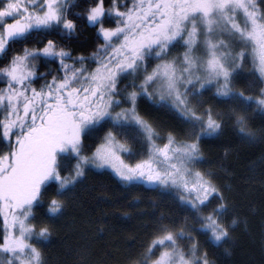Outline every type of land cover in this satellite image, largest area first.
Wrapping results in <instances>:
<instances>
[{
    "label": "snow or ice",
    "instance_id": "obj_1",
    "mask_svg": "<svg viewBox=\"0 0 264 264\" xmlns=\"http://www.w3.org/2000/svg\"><path fill=\"white\" fill-rule=\"evenodd\" d=\"M77 6L0 0V264H47L40 246L51 230L35 222L36 210L59 218L93 172L159 191L184 213L161 216L121 264H215L193 233L223 247L238 218L225 219L224 191L200 167L202 144L226 123L243 142L264 141L249 116H264V0H90L71 11ZM81 24L97 46L74 56L63 42ZM51 63L55 74L40 71ZM249 78L254 95L236 90ZM209 94L226 107H205ZM142 102L178 119L183 134L162 129ZM76 255L78 264H97L87 248Z\"/></svg>",
    "mask_w": 264,
    "mask_h": 264
},
{
    "label": "trees",
    "instance_id": "obj_2",
    "mask_svg": "<svg viewBox=\"0 0 264 264\" xmlns=\"http://www.w3.org/2000/svg\"><path fill=\"white\" fill-rule=\"evenodd\" d=\"M89 2L76 0L78 6L71 11L82 12ZM110 2L105 0V6L109 7ZM63 43L74 56L88 55L97 46L96 34L90 26L81 24L77 34ZM249 67L244 68L245 75L251 70ZM40 71L55 74L57 65L48 64ZM252 83L251 78L238 80L236 90L254 95ZM202 99L205 107L214 105L217 110L226 107L217 104L211 94ZM140 108L162 129L175 130L178 135L185 131L184 125L171 114L158 112L147 102H142ZM249 116L253 128H264V116L251 111ZM88 143L91 145V141ZM202 150L204 163L200 167L214 174L227 198L229 211L225 219L230 222L237 217L238 223L223 247H208L203 236L193 235L202 248H208L215 264H264V141L243 142L226 123L221 135L203 143ZM54 194V189H50L45 201ZM36 212L35 222L45 223L51 230L48 240L40 246L47 264H78L76 253L84 248L97 264H121L126 253L142 250L141 245L149 239L161 216L167 218L166 222L184 217L172 198L147 186L126 189L105 172L89 173L66 198L59 218L50 221L43 215V209Z\"/></svg>",
    "mask_w": 264,
    "mask_h": 264
},
{
    "label": "rangeland",
    "instance_id": "obj_3",
    "mask_svg": "<svg viewBox=\"0 0 264 264\" xmlns=\"http://www.w3.org/2000/svg\"><path fill=\"white\" fill-rule=\"evenodd\" d=\"M249 69H250V67H249Z\"/></svg>",
    "mask_w": 264,
    "mask_h": 264
}]
</instances>
